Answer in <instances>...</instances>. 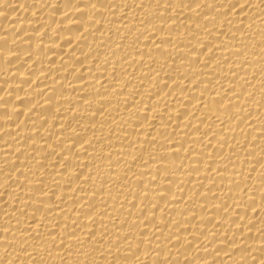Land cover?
I'll return each mask as SVG.
<instances>
[{
    "label": "bare ground",
    "instance_id": "6f19581e",
    "mask_svg": "<svg viewBox=\"0 0 264 264\" xmlns=\"http://www.w3.org/2000/svg\"><path fill=\"white\" fill-rule=\"evenodd\" d=\"M0 264H264V0H0Z\"/></svg>",
    "mask_w": 264,
    "mask_h": 264
}]
</instances>
